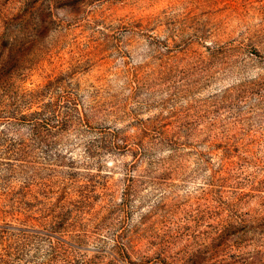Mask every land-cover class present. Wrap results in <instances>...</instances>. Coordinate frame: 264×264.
Instances as JSON below:
<instances>
[{
  "label": "rangeland",
  "instance_id": "1",
  "mask_svg": "<svg viewBox=\"0 0 264 264\" xmlns=\"http://www.w3.org/2000/svg\"><path fill=\"white\" fill-rule=\"evenodd\" d=\"M8 246L264 264V0H0Z\"/></svg>",
  "mask_w": 264,
  "mask_h": 264
},
{
  "label": "trees",
  "instance_id": "2",
  "mask_svg": "<svg viewBox=\"0 0 264 264\" xmlns=\"http://www.w3.org/2000/svg\"><path fill=\"white\" fill-rule=\"evenodd\" d=\"M18 243V242H17ZM8 250H6V252L5 253H3L2 255H1V257H0V264H8L9 263V258L11 257V256H13L14 255V253L12 252V251H10V249H12V247L11 246H8ZM16 248H15V246H14V250H15ZM17 252H21L20 251V249H19V247H18V249H17ZM15 255H18L17 253H15ZM19 256H21V254L20 255H18V260L19 261H22L23 260V258L22 257H19ZM68 259H67V256H66V258H65V261H67ZM23 264H35V263H33L32 261H30V260H24V263ZM67 264H78V262H75V263H72L71 261H68V263Z\"/></svg>",
  "mask_w": 264,
  "mask_h": 264
}]
</instances>
